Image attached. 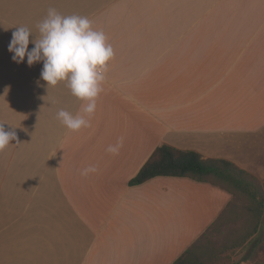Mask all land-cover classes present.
<instances>
[{
  "label": "crops",
  "instance_id": "obj_1",
  "mask_svg": "<svg viewBox=\"0 0 264 264\" xmlns=\"http://www.w3.org/2000/svg\"><path fill=\"white\" fill-rule=\"evenodd\" d=\"M49 8L87 16L115 50L78 132L57 112L84 102L8 50L16 27L38 33ZM0 123L16 132L0 152V264H174L217 221L242 216L234 195L187 177L130 181L167 145L264 185V0H0Z\"/></svg>",
  "mask_w": 264,
  "mask_h": 264
},
{
  "label": "clouds",
  "instance_id": "obj_2",
  "mask_svg": "<svg viewBox=\"0 0 264 264\" xmlns=\"http://www.w3.org/2000/svg\"><path fill=\"white\" fill-rule=\"evenodd\" d=\"M37 29L38 33H33L27 26L16 27L8 45L9 52L13 53V61L23 63L27 57L29 66L42 61L40 79L47 82L48 88L64 82L71 94L84 102L75 115L60 109L57 119L70 132L91 127L90 118L96 112L109 62L115 57L113 45L103 30L93 27L92 20L87 16L63 15L55 8L48 9L46 17L37 24ZM30 42L34 45L31 50ZM39 82L37 80L38 85ZM15 139L14 128L5 130L3 123H0V152ZM123 143L124 138L120 137L115 144L108 146L107 151L113 155L119 154ZM98 170L91 165L84 168L81 175L86 177Z\"/></svg>",
  "mask_w": 264,
  "mask_h": 264
},
{
  "label": "trees",
  "instance_id": "obj_3",
  "mask_svg": "<svg viewBox=\"0 0 264 264\" xmlns=\"http://www.w3.org/2000/svg\"><path fill=\"white\" fill-rule=\"evenodd\" d=\"M160 176L187 177L199 182L212 183L231 192L235 197L234 201H236L237 193L252 199L257 205L250 211L256 212L257 223L244 240L248 235L251 237L259 226L264 225V192L261 183L228 161L204 159L196 152L180 151L164 145L156 150L138 175L130 181V185H141ZM217 225L218 221L211 229ZM207 234L203 235L201 240L174 264H209L197 252L200 242L206 238ZM240 245L241 242L237 241L235 247Z\"/></svg>",
  "mask_w": 264,
  "mask_h": 264
},
{
  "label": "rangeland",
  "instance_id": "obj_4",
  "mask_svg": "<svg viewBox=\"0 0 264 264\" xmlns=\"http://www.w3.org/2000/svg\"><path fill=\"white\" fill-rule=\"evenodd\" d=\"M217 0H195L200 6L201 2H216ZM199 13V12H197ZM201 27L194 28L195 54L201 51ZM200 61L196 59L195 62ZM264 192V185L261 184ZM234 205L242 216L238 219L230 217L224 225L216 226L209 230L205 239L200 242L198 254L209 264H264V231L255 236L250 242L249 235L245 236L257 223L256 212L250 211L257 204L244 194L237 193ZM238 211V210H237ZM241 214V213H240ZM264 221V219H263ZM264 227V225H262ZM237 241L241 242L239 247H235Z\"/></svg>",
  "mask_w": 264,
  "mask_h": 264
}]
</instances>
